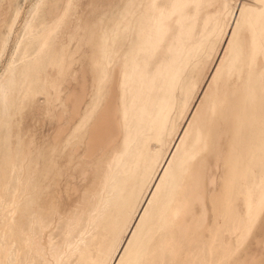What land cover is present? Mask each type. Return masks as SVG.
I'll return each instance as SVG.
<instances>
[{
	"label": "bare ground",
	"instance_id": "1",
	"mask_svg": "<svg viewBox=\"0 0 264 264\" xmlns=\"http://www.w3.org/2000/svg\"><path fill=\"white\" fill-rule=\"evenodd\" d=\"M168 1L170 0H165L162 3L160 0H148V28H146L148 31L145 30L148 32V53H120V51L115 53L118 48L115 52L114 48L112 49L114 53L110 52L111 49L109 50L110 53H106L105 42L111 33L113 34L111 36L112 45H109L110 43L108 45L109 47H116L118 38L116 29L118 30V28L111 25L110 32L104 35H98L95 32L97 26L92 27L93 32L90 29L94 34L89 32V35L92 34V39L94 36L93 42L90 41L92 43L91 48L88 47V50L91 49V53L90 51L82 53L79 67L74 70L71 68L73 70L72 76L67 82L64 100H61V96L58 98L61 100L60 103L54 100L55 96H53V101L51 99L52 102L56 101V103L52 104V113L49 115L50 130L38 137L33 164L25 167L22 173L20 171L21 184H19L21 188L18 197H13L0 206V264H30L33 261V264H40V262L41 264H181L183 261H187V264H243L242 262L246 260L242 258L243 261H239L243 257L240 250L243 249L244 242L249 241L248 234L253 233V229L260 223L264 215V177L257 179L259 176L256 177L255 175L256 180L254 181L255 184L253 183L254 186L252 184V190L247 187V184H250L248 181L251 177L249 176L254 173V167L258 164V166L264 164V75L258 74L255 70L258 59L254 53H248L246 56L244 55L246 52L242 51L244 53L243 63H245L243 72L240 71L241 74L239 73L240 75H236V77L234 75L231 80L227 76L229 81L226 88L222 89L225 75L222 71H217L215 66L218 60L224 57L225 53L222 52L227 47L226 43L228 42L226 41L229 40V31L236 25L237 15L238 17L241 15H239L240 12L238 13L239 7L236 5L238 3L231 5V7L224 5L225 14L222 21L218 22L220 24L215 23L208 34V39L202 43L201 47L211 43V35L214 30L218 44H225L226 47L222 46L220 53L213 54V59L211 58V61L206 63L209 69L202 73L196 94L193 93L190 100L182 103V109L178 114L180 117L178 124L171 137H166L167 140L165 141L163 135L167 131L166 123L169 120L170 111L174 104L178 103L174 101L175 93L179 91L181 94L182 79L186 75V71L198 68L197 63L202 55V53L189 55L187 48L183 46L187 44L193 26L189 27L188 30H183L185 20L181 16H178L176 35L172 36L171 39L174 40L175 38L176 43L169 41L167 44H163L167 38L168 29L167 26L162 25L164 18L172 15L177 9L179 11V7L184 3V0H175L169 9H165L164 3ZM218 1L203 0L201 2V9L204 12L199 17L204 24L209 20L215 21L217 13L222 9L221 3H225L224 0L220 1L221 3ZM217 2L218 6L222 5L220 6L221 9L215 7ZM35 5L32 6L35 7ZM212 6L215 7L213 15L209 9ZM30 7L28 8L30 9ZM20 13L21 11H16L9 32H14V26L15 28L19 27L17 21ZM198 13L194 14L193 23L197 21ZM102 14H104V10ZM112 15L111 18L116 14L114 13L113 17ZM68 18L69 14L65 9L61 17L54 18L53 23L50 22V26L42 35V40H38V51L41 52L42 47L47 42L49 43L51 32L59 27L61 29V26L67 24ZM31 22V20L25 22L21 30L19 29V35L16 36L17 40L14 41L15 45L11 53L17 51L21 42L19 38L25 36L23 32L25 28L23 29V27H31L32 30ZM113 22L116 24L118 21L113 19ZM240 22H242L241 19ZM245 23L248 26L247 21ZM127 30H129L128 26ZM207 32L206 30L205 33ZM7 40L3 42L0 50V65L4 62ZM54 41H51L52 44ZM52 44L49 45L52 46ZM180 44L182 45L180 46ZM79 49L81 50L80 47ZM157 50L160 52L158 53L161 55H159L160 59L167 56L168 53L175 54L171 58L172 61L161 62L162 66L170 65L166 72L163 98L152 107L151 125L140 133L139 138L131 140V142L133 140L135 142L133 146L129 145L130 142L123 151L124 145L120 137L122 134L121 125H124L128 107L127 102L132 99L136 88L143 84L145 95H148V61H151L157 54L155 53ZM165 51L168 53H164ZM12 58L10 57L5 62L0 80H4L7 74L11 72ZM67 61L69 62V60ZM202 61L204 64V60ZM246 66L247 71L245 73ZM55 88L53 89L54 92ZM52 95L55 94L52 93ZM206 104H211L207 115L204 111ZM228 107L229 109H226ZM225 109L228 111L226 112ZM175 110L178 109L175 108ZM222 113L225 116L222 118L224 125L221 130V147L223 150L221 163L224 175L222 174L223 176L220 177L219 189L216 191L213 188L209 190L207 185L204 186V180H208L209 184L214 185L218 181L216 174H210L204 168L218 146L215 132L218 128L215 124ZM197 126L201 130L202 141L195 154H192L193 161L187 162L190 170L184 176L182 172L180 174L173 169V164L180 159L181 154H178V148L181 145L182 136L187 129L189 134H192L194 130L196 131L195 127ZM241 129H246L247 134L250 136L253 134L254 137H250L249 141L246 140L248 141L247 144L243 141L246 145V152L244 153V148L242 150L244 155L242 154L243 157L239 161L234 151L238 150V148L234 149L237 144L234 147L233 140L236 139L235 136L240 133ZM191 134L190 137L193 138L194 136ZM242 137L245 136L242 134ZM191 141L193 140L190 139V143H192ZM241 144L238 146L242 147ZM24 148L26 149V146ZM117 150L123 151L124 159H121L116 170L106 176L107 161ZM29 151L31 152V150ZM237 160L240 164L238 167L243 168V173L237 176H241V181L243 179L246 182L244 181L243 187L234 191L235 193L238 192V200L240 201L239 206H237L239 207L238 212H236L239 221L233 223L238 234L235 235L237 237L235 239L236 245L228 237L231 231L227 228L229 227L227 222L231 217L228 211L231 208L230 204H232L228 199L231 197L228 196V192L231 190L229 186L233 180L230 177H232L231 173L237 169L234 168ZM263 167L264 165L261 166V168ZM258 171L257 169V174ZM100 191L102 192V199L93 210L90 208V200L93 195ZM236 201L235 203H237ZM234 209L236 211V208ZM218 211H225L222 224L227 226L224 227L225 231H222L224 233L219 240L220 246L216 247L214 245L218 241H215V238L217 233L221 231H218L220 226L215 218L216 213H220ZM84 213L89 215L88 224L76 238L81 245L78 246L75 255L71 253L75 245L73 246V241H70L69 236ZM203 218L205 219L203 220ZM57 219L59 221H56ZM56 227H59L61 232L59 233L61 235L59 243L54 241L57 235L54 232ZM260 239L261 237L256 241ZM13 244L15 245L14 248L12 247ZM197 244L200 245L197 246ZM204 247L208 248L207 252L204 251ZM217 248L219 255L215 251ZM246 252L250 251L246 250ZM74 255V259H71ZM244 257H247V254Z\"/></svg>",
	"mask_w": 264,
	"mask_h": 264
},
{
	"label": "rangeland",
	"instance_id": "2",
	"mask_svg": "<svg viewBox=\"0 0 264 264\" xmlns=\"http://www.w3.org/2000/svg\"><path fill=\"white\" fill-rule=\"evenodd\" d=\"M123 1H125V2H123ZM164 1L165 0H160V2H162V3ZM173 1H175V0H170L168 2H165L164 8L169 9L170 6L172 5ZM202 1L203 0H184V3H182V5L179 7L180 10L178 11V9H177L172 15L164 18V20L162 22V25L167 26V28H168L167 33H166L167 38L163 41L164 45L167 44L169 41H171L172 43H176L175 38H174V40H171V39H172V36L176 35L177 28H178V16H181L185 20L183 30H188L189 27L193 26V31L190 34L188 42H187V44H184L183 46L185 48H187V50H188L187 53L189 55H191L193 53H202V55L199 59L200 61L198 60L199 62L197 63L198 68L194 69L197 72H195L192 69L191 70L194 73L191 70H189V71L187 70L186 75L182 79L183 83H182L181 94L179 91L175 93L174 101H175V103L176 102H178V103L174 104V107L170 111L169 120L166 123L167 131L163 135V139L165 141L167 140V138L171 137L172 133L174 132V130L178 124V121L180 119L178 114H180L179 111H181V109H182V107H181L182 103L184 101L190 100L191 97L193 96V93L196 94V92L198 90L197 87H199V81H200V77H201L202 73H204L205 71H207L209 69V67L207 68L206 63L208 61H211V58L213 59V54L220 53L221 48H223L222 46H224V48H225L227 45V47L222 52V53H225L224 57L222 59L220 58L216 64V66H215V68H217V71H222L223 75H225L224 76V85H223L222 89L226 88V85H227V82L229 81V79L231 80V78H233L234 75L236 77V75L238 76L243 72V67L245 66V63H243V54L245 52L246 53L244 55H246V56L248 55V53H254V55L258 59V63H257V65H255V70L258 74L264 75L263 74L264 73V70H263L264 69V60H263V57H264V0H224L225 3L224 2L221 3L222 0H219L218 2L221 1L220 3L223 5L222 6L220 4V6H222V9L220 6H218V2L215 4V7L217 6L216 7L217 9H219L218 7H220L221 11L219 13H217L215 21L209 20L205 24H204L203 20L199 17V15L204 12V10L201 9V2ZM33 2H35L36 5ZM37 2H39V3L37 4ZM109 2H111V3H109ZM236 3H238V4H236ZM31 4L33 6L35 5V7H33ZM234 4H236L239 7L238 13L240 12L239 15L240 14L241 15L239 17L237 15V17H236L237 23L234 26V28H232V30L229 31V40L226 41L228 43H226V45L222 44V43L218 44L217 36L215 35L216 31L214 30L212 32V35H211V38H212L211 43H208V45L206 44L202 48L201 45H202V43L206 42L205 40L208 39L207 37L209 36L208 34H209V32H211L212 27H214L215 23L220 24L218 22L222 21L224 14H225V7H231V5L233 6ZM107 5H109V6H107ZM224 5H225V7H224ZM24 7H26V8H24ZM28 7H30V9ZM215 7L214 6L209 7V9H211L210 13L212 15L214 13L213 9ZM27 9H29V10H27ZM65 9L68 11V14H69L67 24L63 27L61 26V29L59 27L55 31L51 32L50 35L52 36V38H51V36L49 37V39H50V40H48L49 43L47 42L42 47L41 52L38 51L37 50L38 49L37 48L38 47V40L39 41L42 40V38H43L42 35H44L45 30L50 26L49 25L50 22L53 23L56 18L61 17L63 10H65ZM17 10L21 11V13L19 14V19L17 21L18 22L17 26H19V27L15 28V26H14V32L13 31L9 32L10 24L12 23V19H13ZM103 10H104V14H106L105 16H104V14H102ZM30 11H32V12H30ZM71 11H72V13L74 11V13L72 14ZM197 12H199L198 13V19H197V21H195L193 23V21L195 19L194 14ZM114 13L116 14L115 16H114ZM43 14H44V16H43ZM59 14H60V16H58ZM111 15H112V17L113 16L114 17L111 18ZM23 16H24V18H23ZM26 16H27V18H26ZM102 16H104V17L102 18ZM106 17H107V20H106ZM244 17H246L247 19ZM22 18H23V20H22ZM113 19L114 20L116 19V21H118V22L115 24L113 22ZM240 19L242 22H240ZM29 20L32 21L31 22V26H33L32 30L30 29L31 27H28V28H26L25 26L23 27V29L25 28V30H26V32H25V30L23 31L25 36H23V38H19V39H21V42L19 43V45L17 47V51L15 53H11L13 48H14L15 42H16L15 39L17 40L16 36L19 35L18 33L21 30L22 25H24L25 22L27 23ZM45 20H46V22H44ZM246 21H247L248 26H246V23H245ZM244 23H245V26H243ZM98 24L100 27L98 26ZM111 25H113L114 28L115 27L118 28V30L116 29L117 33L115 31V33L118 35L117 36L118 38L116 40L117 44H115L116 47H111V46L109 47V45H112V37L111 36L113 35L112 33H111V35L109 34L108 35L109 41L107 40V42H105V46L107 47L106 53H110V52L114 53L117 50L116 48H118V51L115 53H119V51H120V53H148V32H147L148 29H146V28H148V0H65V1L64 0H38V1L37 0L36 1L35 0L34 1L33 0H25V1L24 0H0V50H1L3 42L6 41L8 39V36H9V39L7 40V45H6L7 47H6L5 57L3 59L4 62L1 63V65H0V75L3 72L5 62L7 60H9L10 57H13L12 58L13 64H12L11 72L9 74H7V76L4 78V80H0V190L2 191V192L0 191L1 192L0 193V206H1V204H3V202L7 203L13 197H16V198L18 197V195H19L18 192H20V188H21V186H20V184H21V173L25 167L33 164V162L35 160V155H36V151H37V139L41 134H44L50 130V119H49L50 117H49V115H51V113H52V107H53L52 104H55L56 101L59 102L61 100H64V98L66 96V92H65L66 89L65 88L67 87V82L72 76V71L75 68L79 67L78 65H80L79 63H80L82 53H88L89 51L91 53V49L88 50V47H90V45L92 44V43H90V41L93 42L92 40L94 39V36H93V39L91 38V36L93 34L92 33L93 32L92 27L94 26V28H95V26H97L98 28L95 32H97L98 35H104L105 33L108 34L110 32V29L112 27ZM118 26H120V27H118ZM127 26L129 27V30H127ZM236 27L239 29H237ZM90 29H92V32ZM103 29H105V30H103ZM235 29H237L238 31ZM77 30H78V33H77ZM145 30H147V31H145ZM206 30L208 31L207 33H205ZM240 30H241V32H239ZM83 31L85 32L84 34H83ZM89 32L92 34L89 35ZM234 32H237V33H234ZM63 33H64V35H63ZM119 33H121V34H119ZM122 33H123V36H122ZM238 33L241 35H239ZM20 34H22V33L20 32ZM53 35H55V36H53ZM233 36H234V39H233ZM168 37H169V39H168ZM77 38H79V39H77ZM87 38H89V39L91 38V39L88 40ZM52 40L53 41L55 40L53 42L54 45L51 42ZM66 40H67V43H66ZM84 41H85V43H84ZM247 41H249V42H247ZM61 43H62V45H61ZM49 44H52V46ZM85 44H87V45H85ZM121 44H122V46H120ZM181 45L182 44H180V46ZM58 47H59V49H58ZM79 47L81 48V50L79 49ZM213 47H214V49H213ZM113 48H114V52L112 50ZM249 48H250V51H249ZM109 50H110V52H109ZM78 51H79V53H78ZM9 53H10V55H9ZM155 53H157V54L152 58V60L148 61V87H149L148 88V95L147 96L145 95V91H144L145 89H144V86H143L144 84H143V85H141V87L136 88L137 90H136V92H134L132 99L130 100V102H127L128 107H127L125 118H124V125H121L122 134L120 137V139L122 138L121 142L124 145V147L122 149L123 151L128 146V144L131 142L132 139L139 138L140 133L142 131H144L147 127H149V125H151L150 118H151V115L153 113L152 107L155 105L156 102H158L159 100H161L163 98V89H164V86L166 85V72L168 71L170 65L168 64V66L167 65L162 66L163 64H161V62H164V61L166 62V61L171 60V58L175 54L174 53H168V51H165L164 53H168L167 56H164L162 59H160L161 55L158 54L160 52L157 50ZM11 54H12V56H11ZM259 54H261V55H259ZM69 55H70V57H69ZM240 55H241V57H240ZM76 56L78 57V59H75V58H77ZM261 56H263V57H261ZM72 58L76 62H74L72 60ZM70 59H71V62H70ZM67 60H69V62ZM202 60H204V64L202 63L203 62ZM200 62H201V64H200ZM212 62H213V60H212ZM240 62H242V63H240ZM247 62H248V60H247ZM67 63H68V65H67ZM63 64H66V65H63ZM66 66H68V67L66 68ZM62 68L64 70H61ZM71 68H73V70ZM244 70L246 73L247 66L245 67ZM259 70H261V71H259ZM240 71H241V73H240ZM62 72L65 73V74L64 73L62 74L63 78H61ZM66 72H68V73L66 74ZM237 72H238V74H236ZM227 76L229 77V79L227 78ZM61 79H63V80H61ZM53 84H56V85L58 84V85L53 86ZM55 86H56V88H55ZM51 88H52V90H51ZM54 88H55V92L53 91ZM58 88L60 91L58 90ZM56 90H58V91H56ZM63 91L65 92V94ZM62 92H63V94H61ZM52 93H54L55 95H52ZM177 93H178V95H177ZM53 96H55V99ZM59 96H61L62 98ZM58 98H61V100L60 99L58 100ZM51 99H52V101H53V99L56 101L52 102ZM177 105H178V107H177ZM210 105L211 104H209V105L206 104V108L204 110L206 112V115L209 113L208 109H209ZM229 106H230V103H229ZM175 108H177L178 110H175ZM206 109H207V111H206ZM226 109H229V107ZM227 111L228 110H226V112ZM205 112H204V114H205ZM223 113L216 120L217 123L215 124V126L218 128L215 131L218 146L215 149V151H213V154L211 155V159L209 160L207 166L204 168L205 171L208 170V172H210V174L211 173L216 174V177L218 178L217 179L218 181L215 183V185L212 183L209 184L208 180H204V186L207 185L209 187V190L213 188V190H216V191H218L217 189H219V179L221 176L224 175V172H222V171H224L223 165L221 163V155L223 153L222 152L223 150L221 147V142H222L221 130H222L223 125H224V123L222 122V118L224 115L226 116L227 113L226 114L224 113V115H223ZM177 115H178V117H176ZM218 121H220V122H218ZM217 124H220V125H217ZM37 127H39L41 130L38 129ZM195 129H196V131L194 130L192 132V134L190 133L191 136H194L193 138L190 137L188 129L186 130L185 134L182 136L181 145L178 148V154L179 155L181 154L180 159H178V161L174 162V164H173V169L180 174L183 173L182 175H184V176L189 173L190 168H189L188 163L193 161L192 157L195 154L198 146L200 145V143L202 141V138L200 135V133H201L200 127L197 126V127H195ZM38 130H40V131H38ZM243 131H245V132L242 133ZM240 134L241 135L243 134L245 137L241 138ZM236 136L238 137V139ZM236 136H235V138L237 139V141H239V142L241 141V143H242L241 144V143L235 141L236 139H234V137H233V139H234L233 141L235 143V144L233 143L234 147L237 144V146L234 149L238 148V150L237 149L234 150L236 153V158H238L240 161L241 157H243L242 154L244 155V153L246 152V145H245V143H243V141L246 142V144H247V142L252 138L253 134L250 136L247 134L246 129L245 130L241 129L240 133H238ZM239 137H240V140H239ZM190 139L193 140V141H191L192 143H190ZM241 139H243V140H241ZM246 140H248V141H246ZM33 141H34V144H33ZM186 143L189 145L187 146ZM134 144H135V142L133 140L129 145L133 146ZM238 144H239V146L241 144V146L243 148L239 147ZM243 144H244V146H243ZM31 145H33V146H31ZM25 146H26V149L24 148ZM244 148H245V150L243 153L242 150ZM239 149H241V150L239 151ZM29 150H31V152ZM120 150L119 151L117 150L115 153H113L111 155V157L109 158V160L107 161V164L105 167L106 176L110 175L114 170H116V167L120 163L121 159H124V155H122L123 151L121 152ZM217 151H220V152H217ZM244 158H245V156H244ZM22 160H24V161H22ZM25 161H27V162H25ZM239 161L237 160L236 166H234L235 169L237 168L235 170L236 172L234 171V172H232L233 174L231 173L232 177L229 176L231 178V180L232 179L233 180L231 182V185L229 186V189H231V190H229V192H228V196L229 197L231 196L230 198H228L230 201L227 199L230 203L231 202H232V204L234 203L233 205L230 204V207L232 208V212H231V208H230V210L228 212L230 213L229 215L231 217H229V220L227 222L229 225V227H227V228H228V230L231 231L230 234H228V237L232 240L233 244H236L235 239H237L236 236L238 235L237 229L235 230L236 226H234L233 223H235V221H239V218L237 219L236 212H238L237 209H239V207H237V206H239V203H240V201L238 200V195H237L238 192L235 193L234 191H237L238 188L243 187L245 185V182H246V180H244L245 181L244 182L243 179L241 181V179H240L241 176H237V175H240V173L241 174L243 173L242 172L243 168L241 169L240 167H238V165L240 166ZM26 163H27V165H26ZM258 165H256V167H254V169H253L254 175L253 174L250 175L249 177H251V178H249L247 176L250 179L248 181L250 184H247L248 189L252 190V184L256 180L255 175H256V177L259 176L257 179H261L264 177V167L261 168V166H263L264 164L263 165L260 164V166H258ZM257 166H258V168H257ZM256 168L259 170L258 174H257ZM260 170L263 172L261 173ZM20 171H21V173H20ZM4 175H5V178H3ZM230 178H229V180H230ZM3 179L5 182L3 181ZM234 180H236V181L233 182ZM233 183H236V184L233 185ZM237 184H239V185H237ZM254 184H253V186H254ZM235 185H236V187H235ZM237 186H239V187H237ZM233 187H235L234 190H233ZM232 190H233V192H232ZM229 193H230V195H229ZM13 194H15V196H12ZM232 197H233V199H232ZM101 199H102V192L101 191L99 193H96L95 195H93V197L90 200V202H91L90 208L94 210L98 206V204L100 203ZM235 200H237L236 201L237 203H235ZM233 206H234V208H236V211L233 208ZM203 209H205V208H203ZM205 211H206V209H205ZM218 212H220V211H218ZM220 213H216L215 218H216V221H217L218 225L220 226V228L221 227L224 228L227 225L222 224V217L224 216L223 213L224 214H226V213H225V211H221ZM217 214H220V215H217ZM88 218H89V215H87L85 213L82 214L80 217V220L75 224V226L73 228V232L69 236L70 241H73V243H72L73 246L75 245L74 248L71 250V253H73V254H75L77 252L78 246L81 245L80 241L79 240L77 241L76 238H77L79 232L87 226ZM230 218H231V221H230ZM204 219L205 218H203V220ZM56 221H59V220L57 219ZM58 226H59V223H58ZM213 228H214V226H213ZM220 228H218V231L221 230L220 232H218V233H220V235H218V233H217V236H220V237L216 236V238H215V241H218V243L215 242L214 246H216V247L220 246L219 240L221 239V236L224 233L222 231H225V228L224 229H222V228L220 229ZM54 232L57 235H59V233H61L59 227H56ZM57 235L54 238V241L59 243L61 235H59L58 237H57ZM248 236H249L248 237L249 241H245L246 244L244 242V244H243L244 246H242L243 249L240 250V251H242L241 256H243L240 259H242V258L246 259L242 263L243 264L244 263H246V264H255V263L256 264H264V215H263V218L261 219L260 223L253 229V233H251V235L248 234ZM255 237H256V239H255ZM259 237H261V239L256 241L257 239H259ZM246 239H247V235H246ZM256 243H257V245L260 244V246L255 245ZM199 245L197 244V246H199ZM14 246L15 245L13 244L12 247L14 248ZM218 248L221 249V247H218ZM218 248H217V250H215L217 255H219L218 254L219 253ZM246 250H248L250 252H246ZM204 251L207 252L208 248L204 247ZM245 254H247V257H244ZM248 254H250V255H248ZM75 255L72 256L71 259H74ZM248 256H250V257H248ZM205 259H206V257H205ZM243 259L239 260V261L241 262V261H243ZM186 262L187 261H183L182 263H186ZM33 263H34V261L31 262L30 264H33ZM40 264H41V262H40ZM42 264H44V263H42Z\"/></svg>",
	"mask_w": 264,
	"mask_h": 264
}]
</instances>
